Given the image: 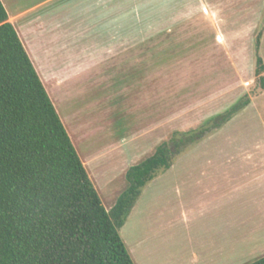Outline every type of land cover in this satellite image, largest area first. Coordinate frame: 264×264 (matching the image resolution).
Masks as SVG:
<instances>
[{
  "label": "rangeland",
  "instance_id": "1",
  "mask_svg": "<svg viewBox=\"0 0 264 264\" xmlns=\"http://www.w3.org/2000/svg\"><path fill=\"white\" fill-rule=\"evenodd\" d=\"M10 1L17 8L43 0ZM124 4L122 47L144 68L128 80L121 73L110 83L87 78L75 100L57 89L48 94L69 135L73 111L90 115L100 149L133 134H143L131 146L137 162L163 143L172 148L173 165L146 184L120 230L134 264H250L264 256V80L257 71L264 0ZM90 11L89 0H46L41 9L60 24L57 42L96 66L83 75L94 78L102 60ZM70 26L76 32L64 33ZM89 145L77 143L81 160Z\"/></svg>",
  "mask_w": 264,
  "mask_h": 264
},
{
  "label": "trees",
  "instance_id": "2",
  "mask_svg": "<svg viewBox=\"0 0 264 264\" xmlns=\"http://www.w3.org/2000/svg\"><path fill=\"white\" fill-rule=\"evenodd\" d=\"M173 154L129 167L107 210L0 0V264H134L120 230Z\"/></svg>",
  "mask_w": 264,
  "mask_h": 264
},
{
  "label": "crops",
  "instance_id": "3",
  "mask_svg": "<svg viewBox=\"0 0 264 264\" xmlns=\"http://www.w3.org/2000/svg\"><path fill=\"white\" fill-rule=\"evenodd\" d=\"M2 2L8 11L9 21L17 30L45 88L57 89V96L60 95L61 91L64 99L75 100L78 96L75 89L82 86L87 78L90 82L91 79H94L110 83L118 77V73H121L119 77L128 80L130 78L129 73H137L144 68L141 59L136 58L129 62L128 56L133 54L122 47V40L127 37V30L123 27L127 22V12L126 10L123 11L126 4L123 5V0H89L91 9L89 18L94 23L93 31L98 34L100 39L95 45L94 55L102 60L100 68H104H99L97 70L98 74L94 75V78L83 75H85L88 68L96 70L95 65L89 67L82 65L83 63H79L76 53L70 49L67 50L68 47L57 42L61 32L60 24L48 20L46 15L41 12L46 0L29 3L17 8L11 6L10 0H2ZM114 9L117 10L114 11ZM78 30L79 28H77V32ZM63 31L64 33L73 34L76 32L74 26H70ZM114 40H119L120 43L115 44ZM98 75L100 76L97 78ZM57 96L56 102L58 104L60 99ZM139 97H141V100L144 99L142 92H139ZM110 103H112L111 100ZM70 124V137L74 142V146H76L75 148H77L79 142L88 141L90 143L88 147L90 149L83 156L82 162L92 182L95 183L94 185H96L95 187L101 199H104V195L108 199L112 198V201L109 199L111 203L107 206L104 205L107 210H110L121 193L128 187L127 170L132 165L140 163L136 161L138 149L131 146L133 145L132 142L143 134H139L140 136L133 134V137L128 138V140L124 136L118 144L100 149L96 144L98 140L93 138L94 135L98 134L95 132L99 127L96 126L95 122H92L90 115L84 113L82 109H76L73 111ZM105 131L115 137L113 128H105ZM129 131L128 137L130 136ZM178 163L190 167L195 161H180ZM221 199H223V195ZM221 199H216V201ZM139 212H142V210L140 209ZM139 212L138 215L140 216L141 213ZM221 247L224 248L223 244H221Z\"/></svg>",
  "mask_w": 264,
  "mask_h": 264
}]
</instances>
